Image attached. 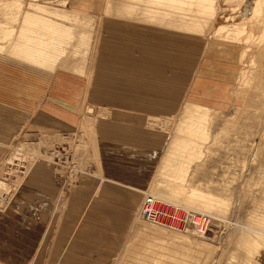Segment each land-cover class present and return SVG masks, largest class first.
I'll return each instance as SVG.
<instances>
[{
    "label": "rangeland",
    "instance_id": "rangeland-1",
    "mask_svg": "<svg viewBox=\"0 0 264 264\" xmlns=\"http://www.w3.org/2000/svg\"><path fill=\"white\" fill-rule=\"evenodd\" d=\"M162 1L0 0V63L46 77L0 104V264H56L83 182L90 209L141 201L128 233L93 226L99 264H264V0ZM147 197L206 232L148 222Z\"/></svg>",
    "mask_w": 264,
    "mask_h": 264
},
{
    "label": "crops",
    "instance_id": "crops-1",
    "mask_svg": "<svg viewBox=\"0 0 264 264\" xmlns=\"http://www.w3.org/2000/svg\"><path fill=\"white\" fill-rule=\"evenodd\" d=\"M9 61L13 63H0V104L11 106L12 108L19 106L27 109L30 105H33V94L31 95V92H33L32 88L33 86L37 89L42 87V78L39 77L40 75L43 76L45 72L33 69L30 65L34 67L40 66L33 65L30 62H27L29 66H26L20 63L22 62L21 60L14 59ZM42 69H45V67H42ZM33 70L36 72H33ZM33 78L35 79L34 85L32 83ZM45 79L46 77L43 76L44 83ZM92 190L91 183L83 182L72 190L69 198L73 196V199H67L69 203L66 202V213L56 227L58 228L59 226V229L54 233L55 245L52 254L55 255L54 259L56 258V260H58L56 264H99L98 261L101 260V257H104V254L101 256L96 254L99 250L98 245L100 244L99 239H97L98 234L94 230L99 228L100 231L116 223L118 232L121 235V232L128 233V228L131 227L132 218L138 207V201H140L139 195L128 198L126 197L127 195L123 196L119 194L116 197H112L113 200L107 201L108 206L99 207L98 205H94L91 206L93 208L90 209V204L86 206L84 201H78L75 197L76 194H78L88 198L90 193H93ZM112 210L116 211L113 212V216L109 213ZM113 217L115 222H112ZM96 225H99V227H96ZM102 234L103 233H101V235ZM109 236L112 237V234ZM116 237L118 238L117 235ZM103 239H106V241H100L102 245H108L110 250L109 253H107V257L110 259L112 255L111 251L117 250V247H113L112 242L116 245L117 241L114 242L113 239L107 238L106 234ZM105 248L107 249V246L103 249Z\"/></svg>",
    "mask_w": 264,
    "mask_h": 264
},
{
    "label": "built area",
    "instance_id": "built-area-1",
    "mask_svg": "<svg viewBox=\"0 0 264 264\" xmlns=\"http://www.w3.org/2000/svg\"><path fill=\"white\" fill-rule=\"evenodd\" d=\"M159 207L160 206L157 202L152 200L150 197H147L142 204L143 218L150 223L162 224L169 227L170 229H182L189 224H192L193 227L197 228L198 230L202 229V226L204 225L203 228L205 232L208 228L209 218L204 214H194L193 217L187 218V220L184 222L179 210L176 209L174 212L170 213L167 212V210L159 209ZM164 215H167L169 219H164ZM200 217L203 219L196 222V220ZM182 221L184 224H182Z\"/></svg>",
    "mask_w": 264,
    "mask_h": 264
},
{
    "label": "bare ground",
    "instance_id": "bare-ground-1",
    "mask_svg": "<svg viewBox=\"0 0 264 264\" xmlns=\"http://www.w3.org/2000/svg\"><path fill=\"white\" fill-rule=\"evenodd\" d=\"M152 1H155V2H157V3H160V4H162L163 3V1L162 0H152ZM170 2H173V1H169V3ZM254 6L252 7V9H253V13H254V17H256V16H258L259 15V12H260V10H259V4L258 3H256V2H254V4H253ZM206 6H208V5H205L204 7H206ZM251 9V8H250ZM249 11V10H248ZM151 11L150 12H148V14H149V17H151ZM248 17H249V15H248V13H247V10H243V11H241L240 12V14H239V16L237 17V18H231V17H228L227 19H226V21H225V23L224 24H226V25H228V24H230L231 22H233L234 24H237V23H239V22H243L244 23V21L246 20V19H248ZM253 17V16H252ZM152 18V17H151ZM226 25H220L218 28H216V30H215V33H220V32H222V31H225L226 30ZM245 27V26H244ZM225 29V30H224ZM190 131L192 132V133H201L202 134V137L204 138V139H207L206 138V134L205 133H203V132H200V130H196V129H192V128H190ZM160 196H162V195H160ZM154 197V196H153ZM165 198V197H164ZM152 200H154V199H158V200H162V199H159V198H156V197H154V199L153 198H151ZM168 200V199H167ZM154 201H156V200H154ZM143 215V214H142ZM205 215V214H204ZM203 215V216H204ZM143 217V216H142ZM197 219V218H196ZM195 219V220H196ZM203 218H198L197 220H196V222L197 221H200V220H202ZM204 225L202 226V229H199V231L201 232V231H203L204 230ZM197 233V232H196ZM198 234V233H197ZM200 234V233H199ZM202 235V234H201Z\"/></svg>",
    "mask_w": 264,
    "mask_h": 264
}]
</instances>
